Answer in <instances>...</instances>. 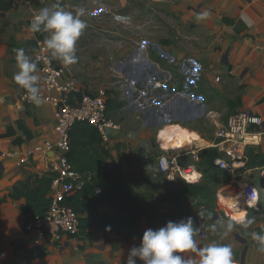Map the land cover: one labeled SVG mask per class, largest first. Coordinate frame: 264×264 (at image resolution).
<instances>
[{"label": "crops", "instance_id": "1", "mask_svg": "<svg viewBox=\"0 0 264 264\" xmlns=\"http://www.w3.org/2000/svg\"><path fill=\"white\" fill-rule=\"evenodd\" d=\"M54 3L66 11L75 12L86 8L92 12H84L81 17L87 27L76 43V53L82 56L90 49L98 53V35L92 37L89 32L98 31V20L104 17L100 16L104 11H112L115 22L128 23L125 19L118 21L116 14L123 13L121 17L125 18V14L134 13L138 5L140 9L144 8L146 11L144 14L149 18L153 13H157V22L162 29L167 26L169 32L170 26L173 25L175 28L171 29L172 34L165 30L156 32L150 30L156 26L154 23L148 22V26L147 24L143 26L144 32L150 35L149 39L160 46L164 58L155 50H151L152 52L148 50L149 56H144L147 61L139 63L131 60L123 64L127 65L125 71L119 65H116L115 70L129 74L138 63V67L146 74V80L156 73L167 75L169 70L175 71L173 74L178 77L180 87L185 80L182 74L188 70L194 72L200 65L201 77L192 86L196 101L177 99L163 112L165 116L171 115L174 123H168L164 115L160 114L161 123L163 126L177 124L192 130L201 138L214 140L212 145H215L222 140L219 133L227 128L228 120L234 113L250 110L264 119V0H0V264H124L129 249L139 245L146 229H157L168 221L186 218L173 216L175 209L170 203L163 201L164 192L157 191L147 200L148 209L138 214L141 234L134 237L128 236L130 230L127 228L120 232L107 233L89 229L90 236L79 234L66 238L61 244L48 243L43 246L33 244L25 237L23 221L27 215L24 211L27 199L24 194L36 187L37 177L52 171L56 152L38 153L26 163H20L19 154L43 138L55 139L56 119L54 106L44 102L37 107L34 103H26L21 99L26 90L13 80L14 73L19 71L14 50L23 48L26 54L36 57L38 39H44L47 34L33 33L29 25L34 14ZM204 12H207L208 16L199 19ZM167 16H175L173 23L165 20ZM100 24L102 28L108 27L103 22ZM113 33L116 32L112 31ZM120 38L115 39L118 44L119 40H122ZM136 40L144 42V38ZM87 42L95 44L84 48ZM129 49L133 58L136 48L131 49L127 46L122 52L127 53ZM82 59H79L77 64L82 72H87L85 58ZM68 66L73 69L74 74L75 72L78 74L77 67L73 64ZM176 69L179 72H176ZM37 72L40 76L41 89L44 79L39 67ZM204 116L205 122L202 121ZM203 125H212L214 132L207 135ZM142 134L139 133V137H144ZM131 137L132 134L129 138L124 137L121 130L118 135L112 136L103 144L107 148H112L128 139L125 140L126 148L119 146L120 151L113 149L111 155L116 156V165L126 167L125 169H131L132 166L134 170L139 157L134 154V148L139 144L133 138L129 140ZM162 148L165 149L163 146ZM203 148L206 146L200 148L198 153ZM187 156L192 157L182 156L181 161L183 162ZM222 157L229 160L225 154ZM243 183L256 186L261 194L260 203L262 198L264 200V139L260 144L245 148V157L232 174L231 181L218 186L219 201L221 202L220 193L225 199L239 201L238 187ZM136 188L138 190L137 186ZM220 202L219 209L212 207L209 211L205 209L208 200L204 197L187 201L191 213L189 216L195 218L194 226L200 229L198 235L200 245L212 242L231 243L233 262L264 264V253L259 251V243L251 238L253 231L264 234L263 220L256 219L248 228L237 225L233 233L225 240H221L219 232H213L211 229L213 224H217L219 228L218 221L226 220L228 217ZM233 202L225 203L229 210ZM120 204V199L113 196L99 208L114 211ZM201 210L211 212L213 215L200 218L198 212ZM155 211L158 213L152 214L156 213ZM254 214L264 212L256 209ZM25 247L33 253L32 258L24 255ZM40 250L44 253L39 254ZM136 260L137 264H142L138 258Z\"/></svg>", "mask_w": 264, "mask_h": 264}, {"label": "built area", "instance_id": "2", "mask_svg": "<svg viewBox=\"0 0 264 264\" xmlns=\"http://www.w3.org/2000/svg\"><path fill=\"white\" fill-rule=\"evenodd\" d=\"M84 12L92 13L86 8ZM37 45L36 56L42 58L38 67L44 79L41 96L44 102L55 108L56 137L55 139L43 138L39 143L19 154V157L20 163H26L38 153L56 152L52 166L55 176L50 192L51 203L44 214L35 216L27 214L23 221L26 239L33 244L43 246L48 243L61 244L66 238H72L79 233L80 215L65 202L67 197L84 185L81 174L75 170L66 155L71 145V128L78 122L88 123L98 129L103 142H108L113 135L108 136L106 128H115L120 132L121 126L108 115L109 96L106 89L101 88L97 93L86 91L82 88L71 67L59 64L56 60H51L49 63L44 62L43 58L49 55L44 46V39H38ZM164 76L145 79L146 82L142 85L130 82L143 109L145 106L166 104L170 100L166 98L161 101L155 95L157 89L175 91L183 99L196 101L192 86L198 79L193 82L184 81L183 86L178 87L179 79L177 77ZM21 99L26 103H32L26 93L22 95ZM165 110L166 106L161 111V115H165L163 113ZM167 118L169 120V117ZM219 136L222 137V140L211 145L217 147L223 155H227L229 160L218 157L215 164L234 174L237 166L242 163L245 157V148L263 141L264 119L250 110L238 111L230 116L227 128L221 131ZM192 145L191 142L184 143L178 139L175 145L172 144L170 148H165L166 151L157 159L155 167L157 174L165 175L170 184L200 183L203 173L196 163L189 165L181 163V157L185 155H191L196 162L199 161L198 152L202 146L194 148L191 147ZM238 189L240 200L233 202L230 210L234 214L240 209L244 210L247 216L249 209L258 208L261 200L260 190L251 183H243L239 185ZM237 204L239 207H236ZM224 211L228 217L231 216L227 210L224 209ZM233 264L237 263L233 262Z\"/></svg>", "mask_w": 264, "mask_h": 264}, {"label": "rangeland", "instance_id": "3", "mask_svg": "<svg viewBox=\"0 0 264 264\" xmlns=\"http://www.w3.org/2000/svg\"><path fill=\"white\" fill-rule=\"evenodd\" d=\"M84 4L87 5V3ZM134 10H135L134 13L131 12L129 14H125L126 16H124L125 20L128 21V23L125 22L117 23V21L116 22L114 21V16L112 11L110 10L104 11L100 15L104 17L102 18L99 17L100 19L98 20V31L89 32V34H91L92 37H94V35H98V53H97L98 56H96L97 54L95 53L94 49L85 51L83 53L84 56L80 55V53L79 54L76 53V56L78 57L77 62L79 59L83 60L82 58H85L84 63L85 66H87L88 68L87 72L84 71L82 72L81 71L82 69L80 68V66H78L77 62H76L77 66L75 64L73 65L74 67L78 68L77 70L78 74L77 72H75V75L77 76V79L79 80L80 84L86 88L85 89L86 91L91 93H97L99 89L103 88L108 91L109 98L113 97L115 99L117 104L115 105L116 106L115 108H113L112 106L110 112L108 113L109 117H111L116 123H118L121 126V130L124 132V137L129 138L130 134H132V137L129 140L133 138L134 140H137L139 144V146L134 148L135 150L134 154H137V156L139 155L138 164L136 165L134 170H132V166L130 167L131 169H125L126 167L124 168L120 165L119 167L115 163L116 156L111 155L113 149H117L118 151H120L121 148L119 146L126 148L127 143L125 140L128 139H124V143H119L118 145H115L112 148L105 149L110 153V157H107L104 160L106 168L109 171H111L120 180L130 183L135 187L137 186L139 191L145 193L147 196H151L153 193H156L157 191H159V193H162L167 190L178 188L180 187V185L184 184V182H180L178 184H170L165 175H161V174L156 175L157 174L155 170L156 165L154 166L158 157L162 153H164L165 150L167 149L163 145L162 146L166 149H163L161 146V144H163L165 141L160 138V133L165 128L172 126L171 124H166L165 126L162 125L161 117H160L161 111L165 108V106L167 110L170 104H173L174 101H176L179 98L183 99V97L177 95L175 91H171V90L163 91L157 89L155 90V95L158 96L161 99V101L166 98H169L170 100L166 104L161 103V105L152 106V107L145 106L143 109V106L138 101V95L135 92V90L132 89L130 83V82H134L135 84L137 83V85H142L146 82L145 80L146 74L142 72L141 67H138V63H137V65L134 67L133 72L129 70L130 71L129 74L125 72H123V74L121 72H116L115 70L116 65L122 66V70L125 71L127 65H123V64L129 63L131 60L137 61L139 63H141L142 61L144 62L147 61V58H144V56L145 55L149 56V54L147 53L148 50L149 51L155 50L159 56L164 58V53L160 49V46H158V43H155L151 39H149L148 37L149 34L147 32H144L143 26L146 24H147L146 26H148V22H150V24L154 23L156 24V26L151 27L150 30H153L155 32L158 30L167 31L168 27L166 26L163 29L159 27L160 23L157 22V17H156L157 13H153V15H151V18H149L147 17L146 14H144L146 12L144 8L140 9L139 6L136 5V8ZM122 14L123 13H119L116 15H118V18H120ZM174 19L175 16H167L165 20H169L170 22L173 23ZM118 21L120 20L118 19ZM101 22H103L108 27L102 28L100 24ZM172 28L175 27L173 25L170 26L169 32L167 31L169 34H172V32H170ZM112 31L116 33L112 34ZM127 36H129V38H127ZM120 37L122 38V40H119L120 42L118 44L117 40L115 39ZM139 38H144V42L136 40ZM86 44L87 45L85 46L83 45L84 48H87L88 45H94L95 43L87 42ZM127 46L131 49L136 48L133 53V58H132V54H130L131 53L130 49L128 50L127 53L122 52ZM155 58L157 57L155 56ZM199 70H201L200 65H198V69L195 70L194 72L188 70L186 73L182 74L185 79L184 81L193 82L196 81V79H199L201 77L200 75L201 71ZM169 71L170 72L167 75H172L177 77L176 75L173 74V72L175 71H171V70ZM176 72H179V70L176 69ZM151 77L155 79L165 76L163 73L162 74L156 73ZM170 116L171 115L167 117ZM167 117H165L164 115V118L166 120H168ZM202 118H203L202 121L205 122L204 119H206V117L204 116ZM203 126L207 131V135L214 132V127L212 125H208V126L203 125ZM144 131H146V133H143ZM139 133L140 134L143 133L142 135L144 137H139ZM202 139L204 143H202V145L199 146L202 147L212 146L210 144H213L214 140H207L205 138ZM191 147L196 148L197 146L192 145ZM184 158L185 159L183 160V162L185 164L196 163V161L190 156ZM103 168L105 169L104 166ZM203 181H205V179ZM217 186H219V184ZM261 192L263 193V188H261ZM218 193H217V198H215L214 201H211V206L214 209L216 207L219 209L220 207V205H218L219 204L218 202H220ZM220 194H221V202H220L221 207L227 210L228 214L232 216V214H234L233 211L229 210L227 205H225V203L227 202L232 203L233 200H231L230 198L225 199L223 197V194L222 193ZM257 209L258 210L260 209L262 212H264L263 198L261 203L258 205ZM254 210H256V208L249 209L248 218H253L254 222L256 221V219L263 220L264 222V214H254ZM199 221H201L200 218Z\"/></svg>", "mask_w": 264, "mask_h": 264}, {"label": "trees", "instance_id": "4", "mask_svg": "<svg viewBox=\"0 0 264 264\" xmlns=\"http://www.w3.org/2000/svg\"><path fill=\"white\" fill-rule=\"evenodd\" d=\"M116 104L115 99L110 97L108 113L112 106L116 107ZM168 122L174 123V118L170 117ZM70 140V150L66 155L84 181L82 188L73 192L65 200L66 204L72 206L78 214H82L78 235L90 236L89 229L107 233L120 232L126 228L130 230L129 237L140 235L138 214H142L148 209L146 202L151 197L137 190L132 184L120 180L106 168L104 160L110 157V153L105 150L107 147L104 146L101 133L96 127L78 122L70 130ZM222 155L217 147L201 149L200 159L196 165L203 173L205 181L202 180L197 184L184 183L178 188L164 192L163 201L174 207V217H187L191 214L187 201L192 198H206L208 204L205 205V209L210 211L211 201L217 198V185L228 183L232 179L230 172L215 164V160ZM181 163L185 165L182 161ZM54 176L55 172L51 171L37 177L36 187L25 192L24 196L27 202L24 205V211L27 214L35 216L44 214L47 210L51 203L50 192ZM113 196L120 199V206L114 211L100 210L99 207ZM155 212L152 214L158 213ZM23 249L24 255L28 258L34 256L27 247ZM42 253H44L43 250H40L39 254Z\"/></svg>", "mask_w": 264, "mask_h": 264}, {"label": "clouds", "instance_id": "5", "mask_svg": "<svg viewBox=\"0 0 264 264\" xmlns=\"http://www.w3.org/2000/svg\"><path fill=\"white\" fill-rule=\"evenodd\" d=\"M84 10L66 11L59 4L41 8L31 19L29 28L33 33H46L44 46L49 55L44 57L45 63L58 60L68 66L77 62L76 43L87 27L81 19ZM208 16L207 12L199 19ZM118 19L124 20L120 17ZM15 59L19 71L14 73V82L26 90L27 98L37 107L44 103L39 86L40 76L37 72L40 56L33 58L23 48L15 49ZM165 132L160 136L164 137ZM168 139H171L169 136ZM236 207H239L237 204ZM253 209V208H251ZM249 213V211H248ZM211 212L201 210L200 218L211 217ZM194 217L187 216L179 221H168L157 229L148 228L143 232L139 245L132 246L124 264H233V248L231 243L212 242L201 246L198 235L200 229L194 226ZM254 223L245 213L232 215L226 220H219L211 225L213 232H219L221 240H225L239 225L248 228ZM251 238L259 243V251L264 253V234L253 231ZM188 253L189 255H185ZM194 253L195 255H191Z\"/></svg>", "mask_w": 264, "mask_h": 264}, {"label": "bare ground", "instance_id": "6", "mask_svg": "<svg viewBox=\"0 0 264 264\" xmlns=\"http://www.w3.org/2000/svg\"><path fill=\"white\" fill-rule=\"evenodd\" d=\"M162 132L166 133L164 137L160 136V138L165 141L162 145L166 148L168 147L170 148L171 145L174 144L178 139L182 140V142L184 143L191 142L193 145H196V146L202 145V143H204L203 139L200 137L199 134L189 131L185 128H182L181 126H178V125L169 126L165 128ZM169 136L171 137V139H168ZM241 213H244V210H241V209L238 210L237 212H235V215H239Z\"/></svg>", "mask_w": 264, "mask_h": 264}, {"label": "water", "instance_id": "7", "mask_svg": "<svg viewBox=\"0 0 264 264\" xmlns=\"http://www.w3.org/2000/svg\"><path fill=\"white\" fill-rule=\"evenodd\" d=\"M106 133L108 136H115L119 134V130L115 129V128H106Z\"/></svg>", "mask_w": 264, "mask_h": 264}]
</instances>
